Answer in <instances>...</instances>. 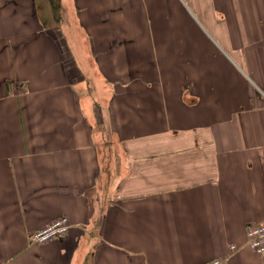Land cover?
I'll use <instances>...</instances> for the list:
<instances>
[{
	"label": "crops",
	"instance_id": "crops-1",
	"mask_svg": "<svg viewBox=\"0 0 264 264\" xmlns=\"http://www.w3.org/2000/svg\"><path fill=\"white\" fill-rule=\"evenodd\" d=\"M262 222L264 0H0V264H264Z\"/></svg>",
	"mask_w": 264,
	"mask_h": 264
},
{
	"label": "built area",
	"instance_id": "built-area-1",
	"mask_svg": "<svg viewBox=\"0 0 264 264\" xmlns=\"http://www.w3.org/2000/svg\"><path fill=\"white\" fill-rule=\"evenodd\" d=\"M69 229L68 218L62 216L51 223L43 226L41 229L34 231L30 235V241L33 243H44L53 238H58L67 233ZM247 246L259 255L264 254V222L252 225L247 230ZM238 247L230 245L229 250L235 251ZM227 258L217 257L202 264H226Z\"/></svg>",
	"mask_w": 264,
	"mask_h": 264
}]
</instances>
